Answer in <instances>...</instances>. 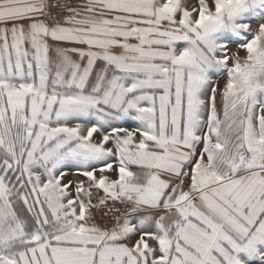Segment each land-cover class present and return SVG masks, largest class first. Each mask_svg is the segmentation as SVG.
<instances>
[{"label": "snow or ice", "instance_id": "snow-or-ice-1", "mask_svg": "<svg viewBox=\"0 0 264 264\" xmlns=\"http://www.w3.org/2000/svg\"><path fill=\"white\" fill-rule=\"evenodd\" d=\"M0 264H264V0H0Z\"/></svg>", "mask_w": 264, "mask_h": 264}]
</instances>
